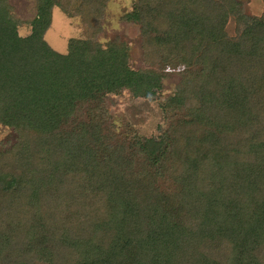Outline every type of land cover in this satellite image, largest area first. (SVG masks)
<instances>
[{
	"label": "trees",
	"instance_id": "obj_1",
	"mask_svg": "<svg viewBox=\"0 0 264 264\" xmlns=\"http://www.w3.org/2000/svg\"><path fill=\"white\" fill-rule=\"evenodd\" d=\"M28 1L20 36L0 0V125L28 142L0 176V264H264V21L241 29L242 54L209 39L216 2L233 0H138L123 19L150 62L134 70L83 8L86 39L54 51L46 16L69 0ZM173 59L186 69L161 136L111 130L104 99L154 95L155 67ZM16 151L0 153L4 169Z\"/></svg>",
	"mask_w": 264,
	"mask_h": 264
},
{
	"label": "rangeland",
	"instance_id": "obj_2",
	"mask_svg": "<svg viewBox=\"0 0 264 264\" xmlns=\"http://www.w3.org/2000/svg\"><path fill=\"white\" fill-rule=\"evenodd\" d=\"M138 0H90L85 4L83 0H69L68 11L63 13L54 7L46 16L50 26L44 35L46 43L56 52L66 54L69 40H84L85 26L79 8H83L91 18H94L95 37L104 45L108 41L118 38L129 47V65L134 70L145 68L149 60L142 55L140 27L135 23H127L123 19L125 14L132 11ZM11 12L20 20L18 33L26 36L29 33V22L33 16V3L28 0H7ZM235 5L236 12H232L230 6ZM216 18L223 21L222 30L210 35L211 42L226 41L234 44L229 48L233 52L245 54L252 43L244 41L243 46L237 42L239 32L244 26L257 25L264 21V0H233V2L215 4ZM223 36V37H222ZM237 48V49H236ZM161 63V61H160ZM186 68L177 59H173L166 65L155 67L157 74L163 78L162 86L154 95L134 96L128 90H123L117 95H110L104 99L105 120L111 126V130L117 129L121 133H131L139 138L150 139L161 134L166 129L170 119L166 117L162 105L165 100L173 95L176 86L181 81ZM200 67L195 66L190 71L194 75ZM132 136V135H131ZM16 147V155L13 158L14 166L3 168L4 157L0 155V176L11 177L17 174V166L25 155L28 142L18 140L14 130L0 125V153L9 152Z\"/></svg>",
	"mask_w": 264,
	"mask_h": 264
}]
</instances>
